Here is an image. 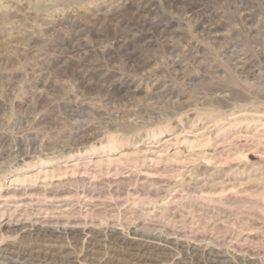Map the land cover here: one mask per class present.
Here are the masks:
<instances>
[{
    "label": "rangeland",
    "instance_id": "1",
    "mask_svg": "<svg viewBox=\"0 0 264 264\" xmlns=\"http://www.w3.org/2000/svg\"><path fill=\"white\" fill-rule=\"evenodd\" d=\"M198 261L264 264V0H0V264Z\"/></svg>",
    "mask_w": 264,
    "mask_h": 264
},
{
    "label": "bare ground",
    "instance_id": "2",
    "mask_svg": "<svg viewBox=\"0 0 264 264\" xmlns=\"http://www.w3.org/2000/svg\"><path fill=\"white\" fill-rule=\"evenodd\" d=\"M196 250H197V249H196ZM136 251H137V250H136ZM142 251H143V250H142ZM137 252H138V251H137ZM137 252H136V253H137ZM199 253L201 254V252H199ZM192 254H193V253H192ZM196 254H197V252H195V256H197ZM134 255H135V254H134ZM135 256H137V255H135ZM198 256H199V255H198ZM201 257H202V256H201ZM196 259H197V258H196ZM197 260H198V259H197ZM199 260H200V259H199ZM197 263H199V264H200V262H199V261H198ZM197 263H196V264H197Z\"/></svg>",
    "mask_w": 264,
    "mask_h": 264
}]
</instances>
